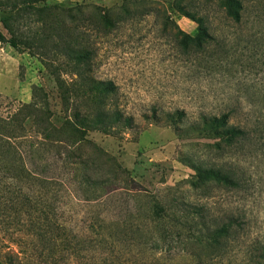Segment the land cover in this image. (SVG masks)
I'll return each instance as SVG.
<instances>
[{
    "label": "rangeland",
    "instance_id": "374dc122",
    "mask_svg": "<svg viewBox=\"0 0 264 264\" xmlns=\"http://www.w3.org/2000/svg\"><path fill=\"white\" fill-rule=\"evenodd\" d=\"M172 1H48L74 14L81 34L77 44L92 51L90 73L114 83L105 102L130 116L131 128L115 136L89 131L86 139L93 144L81 141L83 148L73 153L77 138L62 127L59 96L44 63L53 61L69 81L59 65L62 58L37 49L18 51L3 42L0 117L15 116L25 127L16 140L25 164L37 177L51 180L43 187L34 183L58 193L59 215L68 225L79 228L101 215L127 219L128 229L140 230L145 209L159 202L170 216L160 231L183 247L194 224L174 219L173 213H180L183 203L194 205L211 224L229 217L237 221L236 233L211 262L252 263L255 248L264 244V0H240L238 23L225 17L216 0H186V9L205 16L215 35L200 46L190 38L198 24L171 7ZM106 11L112 21L107 27L101 18ZM0 32L8 36L1 23ZM33 86L48 96L50 111L30 104ZM229 110V124L249 128L248 137L217 146L192 134L201 115ZM80 159L101 181L94 191L97 200H86L93 191L79 186ZM187 163L219 167L239 186H192L195 172ZM175 259L182 264V258Z\"/></svg>",
    "mask_w": 264,
    "mask_h": 264
},
{
    "label": "trees",
    "instance_id": "16d2710c",
    "mask_svg": "<svg viewBox=\"0 0 264 264\" xmlns=\"http://www.w3.org/2000/svg\"><path fill=\"white\" fill-rule=\"evenodd\" d=\"M48 1L0 0V23L8 34L0 32V42L18 51L37 49L62 58L59 65L69 75V81L62 77V71L53 61L44 63L59 96L62 127L71 130L77 138L74 153L83 148L79 145L81 141L93 144L86 139L89 131L115 136L118 131L131 128L132 118L107 107L105 97L114 92V83L92 76L89 67L92 51L77 44L81 34L74 14ZM185 1L173 0L170 5L198 24V33L190 38L198 46L203 39H214L204 22L207 18L189 12ZM216 1L225 17L236 23L240 21L243 11L240 0ZM101 18L106 27L112 24L108 11ZM39 90L32 87L30 104L50 111L48 96L40 95ZM231 114L229 110L219 115H201L199 125L191 128L192 134L213 140L217 146L222 141L229 143L248 137L249 128L229 124ZM24 135L25 127L15 116L0 117V264H177L176 257L182 258V264H213L211 259L220 256L234 235L237 221L233 217L214 225L204 219L201 209L184 203L180 213H173L174 219L194 224L193 234L183 247L174 246L167 234L160 231L170 216L168 207L159 202L145 209L144 228L140 230L128 229L127 219L101 215L82 227H72L59 215L58 193L40 189L43 182L51 180L37 177L27 168L16 141ZM85 162L78 161L83 165L77 181L80 188L93 191L86 200H97L99 194L94 191L99 190L101 181L92 176L91 167L84 165ZM187 164L195 172L190 181L192 186L205 187L212 182L230 188L239 186L230 173L219 167ZM35 181H39V189ZM255 250V261L246 264H264V244H258Z\"/></svg>",
    "mask_w": 264,
    "mask_h": 264
}]
</instances>
